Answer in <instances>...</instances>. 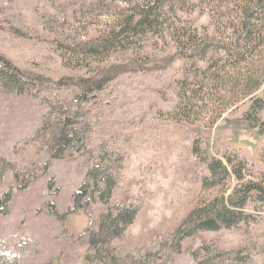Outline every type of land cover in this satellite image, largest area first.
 <instances>
[{
  "label": "trees",
  "instance_id": "obj_1",
  "mask_svg": "<svg viewBox=\"0 0 264 264\" xmlns=\"http://www.w3.org/2000/svg\"><path fill=\"white\" fill-rule=\"evenodd\" d=\"M84 3L86 11L98 10L97 16H108L107 22L88 40L78 41L74 47L69 45L85 57H103L119 48L147 53L146 45L140 44H147L146 40L153 37L171 41L176 47L175 55L163 58L164 64L148 65L142 59L145 56H137L131 64L110 63L88 78H61L56 83L58 87L75 85L80 91L68 103L48 100L41 125L32 137L48 158L42 162L48 188L55 185L54 173L49 168L54 160L78 159L83 166L82 181L72 192L70 214L82 211L93 218L95 204L105 205L94 225L81 235L86 236L88 262L168 264V257L181 252L186 240L199 237L204 231L237 226L251 229L264 224V143L259 147L261 158L255 160L245 151L231 148L204 125L187 127L192 133L190 153L197 157L192 179L203 189L202 196L177 228L162 240L161 254L149 252L136 257L131 251L116 247V240L134 223L142 207L133 202L112 201L125 180L128 152L143 133L146 118L164 110L160 105L156 108L160 96L163 100L180 98L177 106L184 110L195 93L205 88L226 90L232 69L242 74L245 95L262 85L264 72L259 73L254 67L259 56L264 58V0H86ZM204 13L209 14L210 21L199 24ZM175 56L183 60L181 71L167 77ZM14 70L11 61L0 54V90L26 91L29 81L16 76ZM156 71L161 72L160 81L155 83ZM141 75L148 79L136 85L129 83L130 78ZM31 80L35 82V78ZM139 86H149V93L155 96L147 103L140 96L136 99ZM195 104L194 98L191 106ZM263 109L264 102L253 99L246 114L252 129L259 134H264V121L258 118ZM186 113L189 112L184 110L182 114ZM0 168L2 175L14 170L19 181L13 164L4 160ZM35 176L25 175L28 180L23 183L24 188ZM10 199L7 193L0 200L4 210ZM261 235V244L254 246L258 253L264 254V231ZM202 242L207 244L206 239ZM193 254L196 264H250L252 257L246 248L209 251L207 246L197 248ZM165 256L166 261H161ZM17 258L16 254L0 250V264H17Z\"/></svg>",
  "mask_w": 264,
  "mask_h": 264
},
{
  "label": "rangeland",
  "instance_id": "obj_2",
  "mask_svg": "<svg viewBox=\"0 0 264 264\" xmlns=\"http://www.w3.org/2000/svg\"><path fill=\"white\" fill-rule=\"evenodd\" d=\"M85 1L0 0V54L11 61L16 76L29 81L22 93L0 90V162L13 164L20 176L18 181L14 170L5 175L0 171V200L7 193L11 196L6 210L0 201V250L16 254L17 264H90L86 258V236L81 235L105 210L104 204L97 203L93 218L82 211L69 213L72 192L83 178L78 159L50 163L55 185H46L42 162L48 158L32 137L41 125L48 100L68 103L80 91L78 86L58 87L56 83L66 76L88 78L110 63L131 64L137 56H145L142 59L148 65L164 64V57L176 53L174 43L155 37L140 44L146 45L147 53L120 48L103 57L77 53L72 47L88 40L108 19L107 15L97 16L98 10L86 11ZM209 21V14L204 13L198 23ZM259 58L254 69L260 73L264 72V58ZM182 64L183 60L175 56L167 77L179 74ZM233 70L226 90L205 88L195 93L188 106L183 104L189 113L182 114L184 110L177 106L180 98H157L156 108L160 105L164 110L146 118L143 133L128 152L125 180L112 198L114 203L133 202L142 207L134 223L116 240L117 248L131 251L136 257L149 252L161 254L162 240L198 204L203 189L192 179L197 157L190 153L192 133L187 127L207 126L231 148L245 151L255 160L261 158L259 147L264 143V134L252 129L246 114L253 99L264 102V81L245 95L242 74ZM160 72L156 71L155 83L160 81ZM147 79L141 75L130 78L129 83L136 85ZM139 87L136 99L140 96L147 103L155 96L149 93V86ZM194 98L197 104L191 106ZM258 118L264 121V109ZM39 157L41 160L36 162ZM25 175L36 176L24 188L23 183L28 180ZM263 231L264 224L251 229L237 226L204 231L201 236L186 240L181 252L161 261L168 257V264H196L193 251L207 246L209 251L246 248L252 255L250 264H264V254L254 246L261 244Z\"/></svg>",
  "mask_w": 264,
  "mask_h": 264
}]
</instances>
